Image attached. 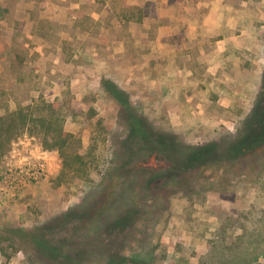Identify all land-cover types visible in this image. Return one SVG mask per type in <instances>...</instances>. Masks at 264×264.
Returning <instances> with one entry per match:
<instances>
[{"label":"rangeland","instance_id":"374dc122","mask_svg":"<svg viewBox=\"0 0 264 264\" xmlns=\"http://www.w3.org/2000/svg\"><path fill=\"white\" fill-rule=\"evenodd\" d=\"M263 74L264 0H0V116L21 108L35 118L0 155V264H61L65 254H77L75 264H105L110 254L264 264V145L159 177L147 192L138 184L131 225L91 230L118 210L130 179L170 165L135 156L116 178L125 131L103 80L154 128L201 144L236 134ZM48 115L71 133L65 153L42 142ZM63 154L84 164L64 165ZM49 246L59 247L56 261L42 254Z\"/></svg>","mask_w":264,"mask_h":264},{"label":"trees","instance_id":"16d2710c","mask_svg":"<svg viewBox=\"0 0 264 264\" xmlns=\"http://www.w3.org/2000/svg\"><path fill=\"white\" fill-rule=\"evenodd\" d=\"M102 85L106 90L112 91L117 99L121 109L119 112V121L124 126V135L117 146V160L114 166L116 178L127 176L129 173L128 162L135 156H141L147 159L156 158L161 155L170 162L166 169L159 172H146L139 179L132 178L125 184L123 190L119 192L118 197L121 204L117 211L109 213L108 216H103L102 220L97 221L92 225L93 232L108 231L110 229H122L131 225L137 215L141 213V208L138 205V200L141 194L135 191L136 185H141L143 191H148L152 187L153 181L159 177H165L166 181H172L177 175L201 169L213 159H236L253 153L258 148L264 145V74L262 76V89L258 93L254 105L249 113L241 121L240 127L236 134L228 136L220 140H212L201 144H188L178 140L175 135L165 130L154 128L146 120L139 115L130 105L126 93L114 86L110 80H103ZM35 118H31L29 113L23 109H16L7 113L4 117L0 116V155L7 149L11 142V132L18 128H26L28 123H31ZM45 128L42 142L46 148L57 149L61 153H65V145L71 137L62 129V119L58 116L48 115L43 116L39 120ZM63 154L64 165L71 162L74 157L78 163L84 162L78 154L73 155V158H67ZM141 161L143 162L142 158ZM74 162V160H73ZM134 193L135 197L131 198L130 193ZM133 199V200H130ZM73 210L66 212L69 215ZM79 218H85V211L78 212ZM101 231V232H102ZM105 245L99 243V249H103ZM42 254L49 260L56 261L60 255L58 246L44 247ZM63 259L61 264H75L74 259L78 258L77 254L60 255ZM76 257V258H75ZM150 259L140 258L137 254L131 255V258L121 257L119 262L116 255L110 254L105 264H120L127 261L148 264ZM75 261V262H74ZM122 261V262H121Z\"/></svg>","mask_w":264,"mask_h":264},{"label":"crops","instance_id":"0c3cea01","mask_svg":"<svg viewBox=\"0 0 264 264\" xmlns=\"http://www.w3.org/2000/svg\"><path fill=\"white\" fill-rule=\"evenodd\" d=\"M226 9H230V13H232L233 11H236V9L235 8H233V7H231L230 6V8H229V5H227V7H226ZM230 16H232V15H230ZM237 17V16H236ZM231 18L229 19V21H227V23H226V25L230 28V27H232L231 25ZM226 38H224V39H222V42H226L227 40H225Z\"/></svg>","mask_w":264,"mask_h":264}]
</instances>
